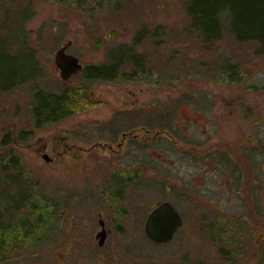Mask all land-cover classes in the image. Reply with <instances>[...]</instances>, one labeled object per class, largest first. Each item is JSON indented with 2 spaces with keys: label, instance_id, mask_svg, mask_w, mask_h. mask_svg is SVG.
<instances>
[{
  "label": "rangeland",
  "instance_id": "obj_1",
  "mask_svg": "<svg viewBox=\"0 0 264 264\" xmlns=\"http://www.w3.org/2000/svg\"><path fill=\"white\" fill-rule=\"evenodd\" d=\"M63 1L0 0V44L10 55L30 49L38 66L36 79L0 90V160L21 158L25 182L57 222L47 234L41 230L37 242L0 253V264H264V193L243 181L252 146L262 156L253 183L264 177L257 169L264 161V54L256 53L258 44L228 34L202 43L190 28L187 0H96L87 13ZM66 42L65 52L81 67L63 79L55 55ZM121 46L146 59L144 75L84 81L82 65L102 63L107 51ZM66 85L81 88L75 96L86 101L85 109L74 102V113L37 125L32 89L57 92ZM123 106L158 115L138 121ZM113 113L126 121L106 134ZM124 129L142 136L137 152L128 136L121 150L103 148L109 138L116 147ZM6 131L15 142L2 146ZM45 142L51 160L39 152ZM225 147L238 158L239 184L231 180V166L217 159ZM163 200L182 224L171 240L155 243L144 222ZM102 227L108 231L99 243Z\"/></svg>",
  "mask_w": 264,
  "mask_h": 264
},
{
  "label": "trees",
  "instance_id": "obj_2",
  "mask_svg": "<svg viewBox=\"0 0 264 264\" xmlns=\"http://www.w3.org/2000/svg\"><path fill=\"white\" fill-rule=\"evenodd\" d=\"M91 1L97 3L96 0H64L63 2L72 7L75 5L74 8L87 13ZM185 11L190 28L202 43L208 45L228 34L239 42H256L258 44L255 47L256 53L264 54V0H187ZM9 53L7 46L0 44V90H7L21 84L23 78L34 80L37 77L35 69L38 66L32 60L33 56L29 54L34 53L33 51L27 49L14 55ZM146 63L143 56L134 53L129 47L121 46L107 51L106 60L101 64L87 65L82 75L86 82L115 81L122 76L123 78H140L138 74H145L143 66L145 67ZM124 66L131 67V74L121 73ZM224 79L233 80L234 78L224 77ZM76 88L74 90L73 87L66 85L56 92L45 91L35 86L32 89L34 101L31 103L30 110L36 119V124L64 119L74 113L77 106L74 102H78L80 107L85 109L86 101L75 96L81 88ZM84 96L83 92L82 97ZM22 132L23 130L19 131V134ZM2 138V146L15 142L8 131ZM3 158L0 160V197L4 198L6 205L0 207V253L5 255L7 251H14L15 247L18 249L25 247L28 241L37 242V234L41 230H45L47 234L49 227L57 222L52 220L49 209L34 196L31 184L25 182L28 174L23 169L21 158L14 154H6ZM25 203L29 204L27 210ZM14 209L24 210L25 215L18 216ZM7 243L11 245L9 250L3 247Z\"/></svg>",
  "mask_w": 264,
  "mask_h": 264
},
{
  "label": "flooded vegetation",
  "instance_id": "obj_3",
  "mask_svg": "<svg viewBox=\"0 0 264 264\" xmlns=\"http://www.w3.org/2000/svg\"><path fill=\"white\" fill-rule=\"evenodd\" d=\"M99 64H101V63H98V64H92V65H90L89 64V66H96V65H99ZM85 68H87V65H85V66H83L82 65V71L85 69ZM125 66L124 67H122V71H121V73L123 74V72H125L126 73V71H125ZM143 69L145 70V71H147V67H146V65H145V67L143 66ZM124 70V71H123ZM127 75L128 74H131V72H128V73H126ZM82 75V74H81ZM83 76V75H82ZM123 77V76H122ZM138 77H135V78H123L124 80H133V79H137ZM95 81H98V80H95ZM104 81V80H103ZM90 82H93V81H90ZM105 82H115L114 80H108V81H105ZM124 107V106H123ZM125 108V107H124ZM132 109H127V108H125V110H126V113H127V117H128V115H130L131 117L132 116H134L136 119H138V121H144V120H142V119H144V116L145 115H147V116H150V117H156L157 115H158V113H156L155 115H153V111L152 110H150V111H148V110H145V111H142L141 112V109H139V108H137V107H131ZM137 109H139V110H137ZM124 110V111H125ZM235 110H236V106L235 105H233L232 106V108H230V109H228V112L233 116L234 114H235ZM161 112H163V111H161ZM112 116L114 117V118H112V120L110 121V123H108V122H106V123H108V125L107 126H105V128L108 130H105V133L107 134L109 131H114L113 129H115V128H122L123 127V124H121V123H123V122H125L126 120L125 119H122V117H121V119L119 120V117H120V113H113L112 114ZM118 116V117H117ZM185 117H186V114H185ZM200 117V116H199ZM126 129H124L123 130V132L121 133V139L116 143V147H114L113 146V144H112V142H113V139L114 138H109V140H105V142H104V145H103V148H105V149H109V150H115V149H122V142H123V138H125V141H126V137L128 136V139H127V143L129 142V140L130 139H134V140H136L135 141V144H136V152L138 151V145L139 144H141V142H139V140H140V138H142V136H139L137 133H132L133 131H131L132 129H130V132H129V130H126ZM133 130H137L136 128H134ZM28 133H29V135L31 134L30 132L31 131H27ZM203 135H208V132L207 133H204ZM112 139V140H111ZM246 142H249V143H251V144H253V142H254V139L253 138H250V137H247L246 138ZM263 142H264V138H263ZM46 145V142L45 143H42V147H41V149H39L40 151V153H41V155L46 159V160H51L50 158H49V156L48 155H46V153H44L45 152V149H44V146ZM69 144H67L66 146L69 148V146H68ZM66 146H64L63 147V151H65V147ZM96 146V144L95 145H93V146H91L90 147V149H92V148H94ZM129 147H131V148H135V146L133 145V146H129ZM226 149H223V150H220V151H218L217 152V159L218 160H220V161H222L223 162V164H224V167L226 168V167H228V166H231V171H232V173H233V176L231 175V180L234 182V183H236V184H239V181L241 180L240 178H239V174H241V173H239L238 172V168H239V166L237 165V157L235 156V154L233 153V151H231V152H228V148L227 147H225ZM98 149V148H97ZM252 150H253V146L250 148V150H247L248 152H247V156H249L250 157V160H249V165H248V171H249V177H247V174H246V176L244 177V179H243V181H245L246 182V179H248V181L250 182V184H251V181H252V184L251 185H254V186H257L258 187V191L260 192V193H264V181H262V180H264V177H260L259 178V181L260 182H257V183H253V181L255 180V179H253L252 177H251V174H253L254 176H255V173H254V170L256 169V168H254L253 166L254 165H257V164H259L260 163V161H261V158H262V156L260 155V153H257L256 155H254V153L252 152ZM94 151H96V150H92L91 151V153H93ZM44 153V154H43ZM212 154V152H209L208 153V156L209 155H211ZM208 156L207 155H205V159H207L208 158ZM263 158H264V150H263ZM250 161H252L253 163L252 164H250ZM238 169V170H237ZM247 169V168H246ZM258 169V171H260V172H262L263 174H264V161H263V163L261 164V166L259 167V168H257ZM242 175V174H241ZM243 176V175H242ZM114 192V194L113 195H115V194H117L118 192H115V191H113ZM263 195V194H262ZM99 221H100V224H101V220L99 219ZM103 228V227H102ZM101 228V229H102ZM106 231H108V230H106Z\"/></svg>",
  "mask_w": 264,
  "mask_h": 264
},
{
  "label": "water",
  "instance_id": "obj_4",
  "mask_svg": "<svg viewBox=\"0 0 264 264\" xmlns=\"http://www.w3.org/2000/svg\"><path fill=\"white\" fill-rule=\"evenodd\" d=\"M113 37L111 36L110 39ZM69 42V41H68ZM67 42L56 52L55 63L60 68V76L65 79L80 69L81 64L77 57L65 52ZM103 223L101 222V225ZM182 224V218L177 209L168 200L158 202L151 208L144 222L146 236L155 243H163L172 239L174 232ZM103 227L98 233L99 243H102L106 235Z\"/></svg>",
  "mask_w": 264,
  "mask_h": 264
}]
</instances>
